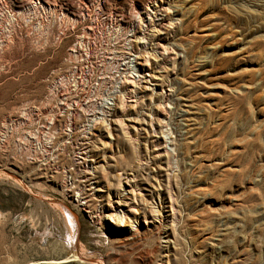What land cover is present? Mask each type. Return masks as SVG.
<instances>
[{"label": "rangeland", "instance_id": "374dc122", "mask_svg": "<svg viewBox=\"0 0 264 264\" xmlns=\"http://www.w3.org/2000/svg\"><path fill=\"white\" fill-rule=\"evenodd\" d=\"M0 264H264V0H0Z\"/></svg>", "mask_w": 264, "mask_h": 264}, {"label": "bare ground", "instance_id": "6f19581e", "mask_svg": "<svg viewBox=\"0 0 264 264\" xmlns=\"http://www.w3.org/2000/svg\"><path fill=\"white\" fill-rule=\"evenodd\" d=\"M88 33H89V32H88ZM86 204H87V203H86ZM111 217H112V216H111ZM123 218H124L123 215H119L117 221L122 222V221H123ZM115 220H116V219H115Z\"/></svg>", "mask_w": 264, "mask_h": 264}]
</instances>
